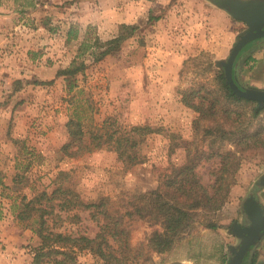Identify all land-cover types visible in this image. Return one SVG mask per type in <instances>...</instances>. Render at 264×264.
I'll return each instance as SVG.
<instances>
[{
	"label": "rangeland",
	"instance_id": "374dc122",
	"mask_svg": "<svg viewBox=\"0 0 264 264\" xmlns=\"http://www.w3.org/2000/svg\"><path fill=\"white\" fill-rule=\"evenodd\" d=\"M204 1L212 4L209 0H2L10 12L3 13L4 7L0 13L8 16L0 23L4 29L0 37L8 38L0 41V226L19 255L17 264H32V249L39 243L16 218L20 198L31 197L32 189L49 190L59 171L68 174L59 183L72 187L84 203L108 199V211L121 216L130 247L141 252L138 264H180L193 250L188 240L211 225L231 233L243 200L262 188L264 151L242 155L236 172L224 181L228 192L218 193L226 195L221 209L215 214L197 210L168 252L156 254L148 248L151 238L162 235L159 211H153L151 221L135 218L126 199V194L154 193L157 180L183 165L187 152H203L196 166L203 186H211L219 174V159L204 155L210 152L204 142V121L196 129L197 114L181 102L191 91H200L203 98L204 90L219 94L217 77L223 70L216 64L218 58L204 50ZM242 26L239 34L246 30ZM70 28L78 36L67 42ZM85 33L90 41L122 36L124 42L99 62L84 59L86 69L68 91L55 73L67 68ZM240 112L246 119L247 110ZM108 116L126 127H146L135 163H122L110 147H90L91 134ZM217 117L215 123L231 128ZM68 122L79 124L89 149L74 158L61 152L70 139ZM225 145L222 153L234 152L241 158L234 144ZM27 164L29 169L23 172L21 167ZM17 173L21 177L14 183ZM93 211L75 210L80 219L66 220L58 231L93 238L98 231ZM94 261L88 252L77 253L76 264Z\"/></svg>",
	"mask_w": 264,
	"mask_h": 264
},
{
	"label": "trees",
	"instance_id": "16d2710c",
	"mask_svg": "<svg viewBox=\"0 0 264 264\" xmlns=\"http://www.w3.org/2000/svg\"><path fill=\"white\" fill-rule=\"evenodd\" d=\"M76 33L70 28L67 32V42L76 40ZM123 42L122 36L109 40L95 37L90 41L85 33L77 49L78 53L67 68L57 70L55 76L62 77L66 89L72 91L77 76L86 69L84 59L99 62L118 51ZM233 77L240 86L235 77L234 66ZM217 79L219 94L204 90L203 98L200 91H191L181 100L186 108L197 114L194 122L196 129L199 122L205 123L204 142H207L210 152L204 155L208 159H219V174L214 183L209 187L200 183L196 166L203 152L196 150L194 154L187 152L183 165L163 174L157 180V188L151 195L126 194L135 218L144 217L151 221L155 219L153 211H159L162 235L151 238L148 247L156 254L168 252L173 248L193 222L197 210L214 214L218 212L226 200L225 194L218 196V193L220 190L228 192L224 181L236 172L242 155L245 152L264 151V106L258 109L256 102L237 99L225 85L223 74H219ZM241 110H247L246 119H242ZM217 116L229 123L231 128L226 129L223 123H215ZM209 121L211 125H208ZM68 126L71 129L70 139L62 146L61 152L67 158H74L83 154L88 147L83 144L79 124L68 122ZM144 131V126L126 127L118 123L115 117L108 116L91 134L89 145L93 148L110 147L122 163L133 164L138 159ZM225 143L234 144L241 158L234 157V152L222 153ZM17 167L19 165L16 169ZM21 168L24 172L29 166L27 164ZM66 176L67 173L59 171L55 184L52 187L49 185V190L32 189L31 197L20 198L21 208L16 218L25 223L39 240L38 245L32 249V264H76L77 253L83 251L94 258V264H138L141 252L130 247L129 233L121 223V216L108 211V199L100 198L84 203L72 187L59 183L61 178L66 181ZM19 177V173L15 174L13 182ZM80 209H94L92 217L97 222L98 231L93 238L58 231L66 220H79V215L73 212ZM62 214L66 215L65 218Z\"/></svg>",
	"mask_w": 264,
	"mask_h": 264
},
{
	"label": "crops",
	"instance_id": "0c3cea01",
	"mask_svg": "<svg viewBox=\"0 0 264 264\" xmlns=\"http://www.w3.org/2000/svg\"><path fill=\"white\" fill-rule=\"evenodd\" d=\"M4 7L7 10L6 12L2 10ZM8 10H10L8 6L0 0V13H9ZM6 18L8 16H0V23L3 22L2 19ZM242 25V22L233 19L225 11L204 1V50L211 51L215 58H218V61L223 60V57L229 54L230 47L233 46L239 32H241ZM2 27L0 26V33L4 31ZM207 34L212 36H205ZM1 36L0 41H2V38L6 42L8 41V38L4 35ZM9 48V46L6 47L8 50ZM4 52L6 53V51ZM7 53L9 54V52ZM234 73L240 86L264 90V38L252 42L242 50L234 63ZM262 178H264V175L260 178L264 181ZM261 187L256 192L249 193L247 198L253 196L259 206L263 207L264 185L262 184ZM236 222L241 226H247L248 219L242 212ZM7 233L5 227L0 226V264H17L15 258L19 255H15L16 250L9 241ZM238 242L239 240L231 233H226L222 226H215L209 230L203 229L198 236L191 237L188 240V244H191L193 250L180 259L179 263L226 264L230 257L229 249L237 246ZM263 244L264 235L245 257L243 264H264ZM197 247L200 248V251L196 249Z\"/></svg>",
	"mask_w": 264,
	"mask_h": 264
},
{
	"label": "water",
	"instance_id": "95a60500",
	"mask_svg": "<svg viewBox=\"0 0 264 264\" xmlns=\"http://www.w3.org/2000/svg\"><path fill=\"white\" fill-rule=\"evenodd\" d=\"M209 1L246 26V30L237 36L228 57L216 64L223 70L224 83L232 94L237 99L256 102L258 109H261L264 106V90L240 87L233 77V66L246 46L264 38V0ZM242 212L246 215L248 224L241 226L236 221L232 223L231 234L239 242L237 246L229 249L230 257L226 264H243L245 257L264 235V207H260L253 196L243 201Z\"/></svg>",
	"mask_w": 264,
	"mask_h": 264
},
{
	"label": "flooded vegetation",
	"instance_id": "af4514ba",
	"mask_svg": "<svg viewBox=\"0 0 264 264\" xmlns=\"http://www.w3.org/2000/svg\"><path fill=\"white\" fill-rule=\"evenodd\" d=\"M261 183L264 185V181H263V182L261 181ZM263 207H264V206H263Z\"/></svg>",
	"mask_w": 264,
	"mask_h": 264
}]
</instances>
